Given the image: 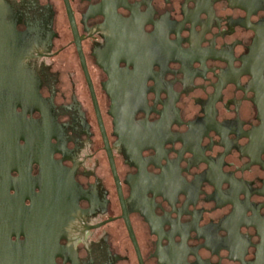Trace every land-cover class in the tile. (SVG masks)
Listing matches in <instances>:
<instances>
[{
	"label": "flooded vegetation",
	"instance_id": "flooded-vegetation-1",
	"mask_svg": "<svg viewBox=\"0 0 264 264\" xmlns=\"http://www.w3.org/2000/svg\"><path fill=\"white\" fill-rule=\"evenodd\" d=\"M264 0H0V264H264Z\"/></svg>",
	"mask_w": 264,
	"mask_h": 264
},
{
	"label": "water",
	"instance_id": "water-1",
	"mask_svg": "<svg viewBox=\"0 0 264 264\" xmlns=\"http://www.w3.org/2000/svg\"><path fill=\"white\" fill-rule=\"evenodd\" d=\"M258 40L257 46L261 47L264 45V22L258 27Z\"/></svg>",
	"mask_w": 264,
	"mask_h": 264
}]
</instances>
